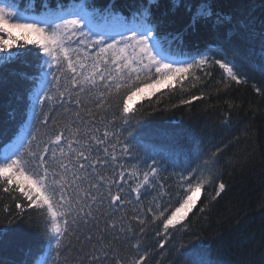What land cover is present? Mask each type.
Masks as SVG:
<instances>
[{
	"label": "trees",
	"instance_id": "trees-1",
	"mask_svg": "<svg viewBox=\"0 0 264 264\" xmlns=\"http://www.w3.org/2000/svg\"><path fill=\"white\" fill-rule=\"evenodd\" d=\"M17 2L22 8L29 6V0ZM34 2L40 12L39 0ZM47 2L52 9L89 3L93 5L89 10L97 12V23L109 12L131 21L138 11L149 6L159 33L168 39L177 37L175 44L187 53L221 50L242 67L246 82L240 84L229 80L218 66L193 68L187 79L181 77L175 85L137 103L127 124L119 107L120 97L113 98L111 106L94 107L93 100L105 91L102 86L91 91V99L83 98L92 109L96 127L116 133L109 136L107 146L125 172L122 195L131 203L122 206L116 220L120 223L123 216V223L132 232L121 234L110 229L104 233L105 241L111 243L118 257L125 262L137 258L132 245L139 244L141 252L147 250L146 264H196L201 257L207 258L208 264H264V0ZM201 3L209 5L212 16L193 25L192 14ZM72 46L77 47L75 43ZM13 51L20 53L19 58L0 60V154L27 120L31 103V81L27 77L37 74L41 62L34 45ZM97 52L98 48L88 50L91 57ZM153 79L154 74H141L137 85L143 87ZM65 107L68 112L53 103L46 126L34 119L30 133L37 137L33 141L37 151L54 139L53 133L62 130L65 122L75 118L77 106L65 103ZM81 115L86 117L84 112ZM124 143H129V153L122 152ZM150 157L156 159V165H152ZM209 157L215 162L216 179L203 188L185 221L165 232L163 218L154 221L147 208L154 206L157 213L164 208L165 216L170 215L186 197L189 184L209 179L203 163ZM153 166L157 168L153 186L141 189L137 203L131 189L136 187L137 177ZM219 182L225 184V190L213 199ZM5 187L9 191L5 192ZM17 203L24 206L23 211L16 207ZM28 203L14 185L0 183V264H36L47 248L43 239L44 211L29 208ZM133 215H139L145 223L133 221ZM99 227H104L103 222ZM92 231L100 235L97 229ZM86 232L82 226L77 237L71 239L60 264H80L90 249L99 247L94 241L84 240ZM132 233L135 239H131Z\"/></svg>",
	"mask_w": 264,
	"mask_h": 264
},
{
	"label": "snow or ice",
	"instance_id": "snow-or-ice-1",
	"mask_svg": "<svg viewBox=\"0 0 264 264\" xmlns=\"http://www.w3.org/2000/svg\"><path fill=\"white\" fill-rule=\"evenodd\" d=\"M39 3L41 11L37 12L34 0H29V6L24 8L17 0H0V54H3L0 60L19 58L20 53L13 50L28 45L39 50L37 55L41 62L37 74L27 79L31 81L34 119H38L41 125L49 124L53 103L65 112L69 111L65 103H74L79 110L75 118L65 122L62 130L55 131L54 139L50 138L39 151L33 147L37 137L29 133L30 138L26 137L22 144L23 151L18 149L0 161V183L14 185L29 202V208L44 211L43 239L47 244L44 264H60L63 252L71 246V239L77 237L82 226L87 229L84 240L94 241L99 247L90 249L80 264H86V261L92 264H107L108 261L112 264H146L147 250L141 252L139 244L132 245L137 258L125 262L123 257L115 254L111 243L105 241L104 233L110 229L121 234L132 232L131 227L123 223V216H120V223L116 220L122 206L131 201L122 195L125 192V172L107 146L109 136L116 133L96 127V118L83 97L102 86L105 91L93 100L96 109L104 108L106 104L111 106L112 99L120 97L119 107L123 122L127 124V117L133 112L134 97L155 90L157 86L169 87L181 77L187 79L193 68L218 66L229 80L237 84L246 82L242 79L245 75L243 69L221 50L208 49L196 55L184 51L175 44L177 37L168 39L159 33L149 6L138 11L130 25L121 18V30L98 31L94 23L97 18L89 11L93 5L89 3H74L68 7L58 5L55 9L50 8L47 0H39ZM113 15L109 12L103 19L111 23ZM211 16L209 5L201 3L192 14V24ZM20 40L23 43H18ZM73 43L77 47H73ZM92 48H98L95 57L88 53ZM141 74H154L155 79L140 87L137 82L141 80ZM121 90L126 91L122 93ZM46 108L49 111H45ZM82 112L86 117L81 115ZM130 151L129 143H124L122 152ZM150 159L152 165L157 164L155 158ZM203 163L209 179L189 184L186 197L175 211L165 216L164 208L158 213L154 206L147 208L154 221L163 218L165 232L186 219L197 205L203 188L216 179L213 157ZM156 174L157 168L153 166L137 177L136 187L131 189L136 194L137 203L141 189L153 186ZM3 190L7 192L9 188ZM224 190L225 184L219 182L213 199ZM16 207L23 211L22 204L17 203ZM132 220L145 223L139 215H133ZM101 222L104 224L102 229L99 227ZM94 228L100 235L93 234ZM135 238L132 233L131 239ZM163 246L161 243L160 247ZM196 264H208V260L201 257Z\"/></svg>",
	"mask_w": 264,
	"mask_h": 264
},
{
	"label": "rangeland",
	"instance_id": "rangeland-1",
	"mask_svg": "<svg viewBox=\"0 0 264 264\" xmlns=\"http://www.w3.org/2000/svg\"><path fill=\"white\" fill-rule=\"evenodd\" d=\"M90 12H92L94 16L97 14V12H94V11H90ZM121 18H122V16H120L118 14H114L113 18L111 20V23H108L105 19H103L102 23H100V24H98L96 22L97 30L98 31H105V30H111V29H115L117 31L121 30L120 27H119V25L121 23ZM123 22L130 25L133 21L128 22L125 19H123ZM175 83H176V81H173L172 85H170V86L175 85ZM165 88H168V87H159V86H157V88L155 90H151L150 89L147 93H144L141 96L134 97L133 101H132L133 108L136 106L137 103H139L143 99L151 97L153 95L152 94L153 92L155 94L156 92H158L160 90H163ZM30 101H31V104H30V108H29V112H28V118H27L26 122L21 126V128H20L19 132L17 133V135L15 136V138L3 148L2 152H1V155H0V161H2L3 159H5L8 156H11L12 153L15 152L18 149L20 151H22V149H23L22 148V144L25 143V138L28 137V134H29L32 122H33V118H34V111H33V106H32V94L30 96ZM188 214H187V216H188ZM184 221H185V219L181 223H183ZM46 251H47V249H46ZM46 251L38 259L36 264H44V262L46 260V255H45Z\"/></svg>",
	"mask_w": 264,
	"mask_h": 264
},
{
	"label": "bare ground",
	"instance_id": "bare-ground-1",
	"mask_svg": "<svg viewBox=\"0 0 264 264\" xmlns=\"http://www.w3.org/2000/svg\"><path fill=\"white\" fill-rule=\"evenodd\" d=\"M29 112V111H28ZM33 120H34V118H33ZM33 123V122H32Z\"/></svg>",
	"mask_w": 264,
	"mask_h": 264
}]
</instances>
